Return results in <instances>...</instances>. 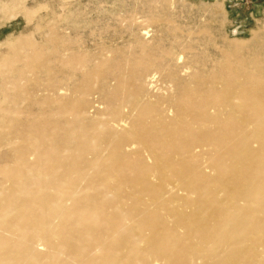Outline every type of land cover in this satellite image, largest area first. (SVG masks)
I'll list each match as a JSON object with an SVG mask.
<instances>
[{
  "label": "bare ground",
  "instance_id": "obj_1",
  "mask_svg": "<svg viewBox=\"0 0 264 264\" xmlns=\"http://www.w3.org/2000/svg\"><path fill=\"white\" fill-rule=\"evenodd\" d=\"M55 44L30 62L42 87L21 68L1 78L0 264H264L255 74L229 53L207 73L165 37L114 58ZM39 92L46 121L18 108Z\"/></svg>",
  "mask_w": 264,
  "mask_h": 264
},
{
  "label": "rangeland",
  "instance_id": "obj_2",
  "mask_svg": "<svg viewBox=\"0 0 264 264\" xmlns=\"http://www.w3.org/2000/svg\"><path fill=\"white\" fill-rule=\"evenodd\" d=\"M8 1L0 0V9ZM22 5L16 14L0 11V82L21 68L22 78L32 82L29 91L42 87L44 72L30 62H44L58 46L57 38L75 42L82 55L114 58L109 50L134 53L144 42L151 45L165 37L184 44L190 59L207 73L215 72L223 53H229L232 61L255 74L264 90V0H22ZM17 50L20 59L15 58ZM69 70L64 67L62 73ZM40 93L37 100L26 93L20 96L18 108L29 111L24 114L29 120L50 117L46 113L50 105L40 100ZM14 137L19 143L20 135ZM7 150L1 146L0 154ZM4 179L0 174V181Z\"/></svg>",
  "mask_w": 264,
  "mask_h": 264
}]
</instances>
